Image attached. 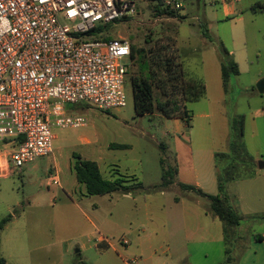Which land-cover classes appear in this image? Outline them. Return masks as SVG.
<instances>
[{"label": "rangeland", "instance_id": "rangeland-1", "mask_svg": "<svg viewBox=\"0 0 264 264\" xmlns=\"http://www.w3.org/2000/svg\"><path fill=\"white\" fill-rule=\"evenodd\" d=\"M175 1L182 9L170 14L163 0H131L134 12L103 29V40L123 38L131 45L125 61V107L103 112L87 104L66 105L68 117L82 116L87 125L53 128L51 154L0 178V219L12 217L1 235L6 264H187V253L194 256L200 250L181 241L178 219H171L167 204L183 193L176 186L162 188V174L182 169L174 182H189L191 161L197 165L205 160L207 137L215 153L225 154L216 157L217 171L235 179L226 181L227 191L244 190L252 197L255 191L264 192L251 189L257 182L235 177L245 167L256 170L258 160L264 163V93L256 89L264 79V0ZM220 45L238 67L226 91ZM180 71L178 81L194 77L205 85L199 101L185 104L188 127L155 108L169 101L176 104L177 115L182 111L173 79ZM141 79L152 85L155 104L154 112L143 116L135 113L131 81ZM77 157L96 162L104 179L123 178L126 186L140 183L143 191L83 195L84 186L73 171ZM258 206L264 209V203ZM256 217L262 220L264 213ZM100 237L111 247L94 248ZM124 240L128 245L123 246ZM84 244L91 248H81Z\"/></svg>", "mask_w": 264, "mask_h": 264}, {"label": "built area", "instance_id": "built-area-1", "mask_svg": "<svg viewBox=\"0 0 264 264\" xmlns=\"http://www.w3.org/2000/svg\"><path fill=\"white\" fill-rule=\"evenodd\" d=\"M133 8L131 0H0V145L13 140L0 150L7 172L51 154L53 128L87 125L68 117L66 105L125 107L131 45L102 37Z\"/></svg>", "mask_w": 264, "mask_h": 264}, {"label": "crops", "instance_id": "crops-1", "mask_svg": "<svg viewBox=\"0 0 264 264\" xmlns=\"http://www.w3.org/2000/svg\"><path fill=\"white\" fill-rule=\"evenodd\" d=\"M172 120L175 123H178L180 127L182 124L184 125L183 121L178 118H174ZM208 139L209 138L207 137L205 140L207 145V152L205 153L206 156L204 155L205 160L202 162L199 161L197 165H195V163L192 164L191 161L189 182L182 180L181 183H178L174 182L173 180V184L171 186H176V188L179 191H182L183 194L180 193L179 197L174 198L167 204V208L170 210L169 212L171 214V219L172 217L178 219L176 230L182 234L181 241L184 240L185 244H193L194 246H198L197 250H200L199 254L198 252H195L194 256L187 253V258L189 257L187 264H225L227 258L225 253L226 245L224 244L222 224L217 218L206 213L205 205L207 200L202 197L195 196L193 193H186V191L180 189V185H186L194 187L206 195H217L218 185L216 180V154L218 153H215V151L212 150L210 141L208 142ZM177 156L180 158V155ZM258 162L259 160L257 161V164ZM263 169L264 168L259 169L257 166V169L254 170L253 176L249 178V180L258 183L257 185L252 184L251 189L257 186V189L264 190V174L262 173ZM6 173L7 163L5 156L0 155V178L7 177ZM181 173L182 169L178 170L177 172L175 171L174 179L175 177L181 176ZM111 177L113 176L111 175ZM184 192L186 194H184ZM226 195L228 196L234 209L241 216V222L235 230V241L233 242V247H231L230 251L231 264H264V219H255L257 218V215L264 213V209L259 208L258 206L260 203H264V192L260 195L257 193V191H255L253 193L254 197H252L244 190H240L238 192H229L226 190ZM248 203L250 205V210L247 209ZM73 205L78 206V204L75 202ZM255 205L257 206L253 208ZM250 219H252L253 223L249 225L248 220ZM243 222H245V224ZM4 229L0 233L1 254V235ZM86 240L88 243L93 242L91 234L86 236ZM110 245L111 244L108 243L103 237L95 240V243L93 244L94 248L98 250L108 249L111 247ZM81 248L89 249L91 246L84 244ZM197 255H200V258L195 259L194 261V257ZM178 260L179 258L176 261L179 262Z\"/></svg>", "mask_w": 264, "mask_h": 264}, {"label": "trees", "instance_id": "trees-1", "mask_svg": "<svg viewBox=\"0 0 264 264\" xmlns=\"http://www.w3.org/2000/svg\"><path fill=\"white\" fill-rule=\"evenodd\" d=\"M171 13L174 14L173 9H170ZM124 19V18H123ZM202 34L206 35L207 30L204 25H200ZM219 61L221 67V79L222 87L224 91L227 90L228 81L231 75L235 76L238 74L237 64L230 57L229 52L224 48L223 45L218 47ZM133 56V49H132ZM131 56V57H132ZM181 71L179 73L174 72V82L176 83L178 93L183 102V109L177 115V106L175 103H170L165 101L160 102L155 107L152 97V85L145 80H131L133 86V101L135 113L139 116L146 114H152L154 112V107L158 110L162 116L173 119L178 118L184 122V124L189 126V113L186 110L185 104L189 102L199 101L205 93V85L198 79L194 77H189L188 79L181 77ZM240 126L239 133L243 135V120L239 119L237 121ZM8 145H13V140H5L1 144V148ZM124 150L127 147L123 145H111L110 149ZM225 154H216V157H224ZM242 173H238L235 177L240 179L251 178L254 173V169L250 167H245ZM73 171L78 184L85 187V196H104L109 194H122V195H134L143 191V186L138 183L136 186H126L125 179L117 178L112 181L105 180L102 178L98 165L96 162L81 160L77 157L73 164ZM175 175V170L171 168L166 169L162 174V188H168L173 184V179ZM228 176V175H227ZM216 180L218 185V193L215 196H210L204 194L202 191L195 189L191 186L180 185V189L183 191L194 192L199 197L207 200L208 205L205 207V211L211 214L213 217L217 218L222 224L224 244L226 245L225 253L227 255L226 263L231 264L230 249L228 246L233 247V242L235 241V230L240 225L241 216L232 206L228 196L226 195L225 183L229 180H235L234 177H227L221 172L219 173L216 169ZM12 217L7 216L0 220V233L4 227L11 221ZM0 264H6L5 259L2 257L0 251ZM78 264H86L84 262H79Z\"/></svg>", "mask_w": 264, "mask_h": 264}, {"label": "water", "instance_id": "water-1", "mask_svg": "<svg viewBox=\"0 0 264 264\" xmlns=\"http://www.w3.org/2000/svg\"><path fill=\"white\" fill-rule=\"evenodd\" d=\"M256 89L258 91L259 94H263L264 93V79L260 80L257 84H256ZM259 169L264 168V163L262 162H258L257 164ZM78 253V251H76Z\"/></svg>", "mask_w": 264, "mask_h": 264}]
</instances>
